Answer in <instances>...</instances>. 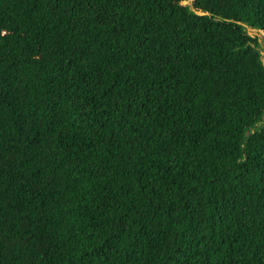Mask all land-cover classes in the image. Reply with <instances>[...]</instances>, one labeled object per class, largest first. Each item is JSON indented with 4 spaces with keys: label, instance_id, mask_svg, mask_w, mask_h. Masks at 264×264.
I'll use <instances>...</instances> for the list:
<instances>
[{
    "label": "trees",
    "instance_id": "1",
    "mask_svg": "<svg viewBox=\"0 0 264 264\" xmlns=\"http://www.w3.org/2000/svg\"><path fill=\"white\" fill-rule=\"evenodd\" d=\"M0 0V264H264V0Z\"/></svg>",
    "mask_w": 264,
    "mask_h": 264
},
{
    "label": "rangeland",
    "instance_id": "2",
    "mask_svg": "<svg viewBox=\"0 0 264 264\" xmlns=\"http://www.w3.org/2000/svg\"><path fill=\"white\" fill-rule=\"evenodd\" d=\"M191 1L184 2L183 4L184 5H188V4L190 5ZM248 31L253 37H258L261 45L264 46V33L263 32L253 30V29H248ZM262 54H263V60H264V51L262 52Z\"/></svg>",
    "mask_w": 264,
    "mask_h": 264
},
{
    "label": "water",
    "instance_id": "3",
    "mask_svg": "<svg viewBox=\"0 0 264 264\" xmlns=\"http://www.w3.org/2000/svg\"><path fill=\"white\" fill-rule=\"evenodd\" d=\"M255 38V37H254Z\"/></svg>",
    "mask_w": 264,
    "mask_h": 264
}]
</instances>
